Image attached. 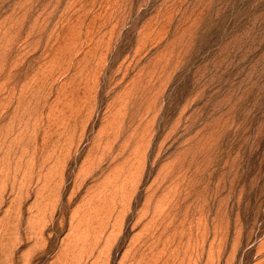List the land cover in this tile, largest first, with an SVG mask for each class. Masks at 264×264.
Wrapping results in <instances>:
<instances>
[{"label":"rangeland","instance_id":"rangeland-1","mask_svg":"<svg viewBox=\"0 0 264 264\" xmlns=\"http://www.w3.org/2000/svg\"><path fill=\"white\" fill-rule=\"evenodd\" d=\"M0 264H264V0H0Z\"/></svg>","mask_w":264,"mask_h":264}]
</instances>
